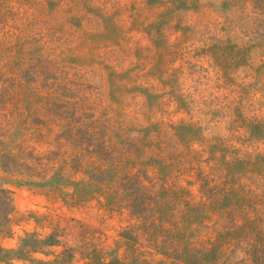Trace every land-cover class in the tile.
Wrapping results in <instances>:
<instances>
[{
    "label": "rangeland",
    "instance_id": "rangeland-1",
    "mask_svg": "<svg viewBox=\"0 0 264 264\" xmlns=\"http://www.w3.org/2000/svg\"><path fill=\"white\" fill-rule=\"evenodd\" d=\"M0 264H264V0H0Z\"/></svg>",
    "mask_w": 264,
    "mask_h": 264
}]
</instances>
